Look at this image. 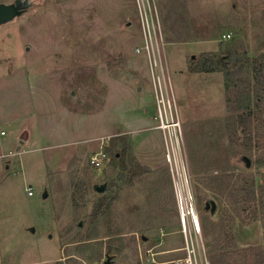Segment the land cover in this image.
<instances>
[{"label":"rangeland","instance_id":"374dc122","mask_svg":"<svg viewBox=\"0 0 264 264\" xmlns=\"http://www.w3.org/2000/svg\"><path fill=\"white\" fill-rule=\"evenodd\" d=\"M30 2L0 26V264H104L107 255L186 264L188 245L199 264H224L212 253L218 241L264 264V99L255 100L254 71L231 89L222 72H190L202 54L229 48L264 58V0ZM151 36L181 124L172 162L162 131L147 136L160 124L164 83L146 50L137 53ZM250 96V107L238 103ZM126 134L148 169L133 183L109 154L105 168L90 163ZM180 192L200 228L191 218L183 227Z\"/></svg>","mask_w":264,"mask_h":264},{"label":"trees","instance_id":"16d2710c","mask_svg":"<svg viewBox=\"0 0 264 264\" xmlns=\"http://www.w3.org/2000/svg\"><path fill=\"white\" fill-rule=\"evenodd\" d=\"M249 69H253L256 78V88L254 92L257 102L263 101L264 96V58L251 60L247 55L237 54L233 49H227L223 54L204 53L200 57L194 59L190 65L191 73H217L222 72L225 76V84L227 89H231L236 83L241 82V77L245 75ZM251 95V94H250ZM251 96L246 101H239L241 105L248 103L251 106ZM131 137L129 135H118L110 139L105 146L106 154L111 156L110 166L115 170L120 169L127 173L129 183H133L134 179L146 172L148 169L144 167L132 151ZM125 178V177H124ZM231 245L218 241L212 253L219 255L224 264H249L247 257L239 256L232 252Z\"/></svg>","mask_w":264,"mask_h":264},{"label":"built area","instance_id":"2783aa9c","mask_svg":"<svg viewBox=\"0 0 264 264\" xmlns=\"http://www.w3.org/2000/svg\"><path fill=\"white\" fill-rule=\"evenodd\" d=\"M151 18L153 19V16ZM147 23L149 24L148 20H147ZM154 31H155V29H154ZM155 34H156V32H155ZM145 44H146L145 47L143 49H138L137 53H142L143 50H146V52L151 57V59L152 60L154 59V63H155V66L157 68L158 76L163 75V82L164 83H162V80L160 79V76H159L160 80H159L158 86L156 85V88H155V97L157 100V109H158V113H159V117H160V119H159L160 124H159L158 128L163 132L164 138L166 139V142H167V139L170 140L172 151L171 152L169 151L168 160L170 162H172V158H173V160L176 158L175 144H177L179 149H180V145L182 143L181 136H180L181 133L179 131V129L181 128V124L176 119V115H175V106L176 105H175L173 98H171V95H170L169 82L165 79L164 71L162 69H161V71H159V68H158L159 65H158V61L156 58V56H157L156 52L158 51V53L160 55V49H159L157 37H156L157 49H156L155 42H154V39L152 38V36H151L150 41L146 40ZM2 134H4V132H2ZM90 163L92 166H94L96 168H105L106 165L109 163V157L106 154V152L100 151L91 157ZM181 188H182V186L179 189H181ZM181 190L183 191V189H181ZM27 193H28V196H30V197L34 196V194H35L33 188H28ZM179 195H180V198L178 199V201H179V207H180V211H181V220H182L183 227L186 230L187 229V218L192 219L194 226L199 220L195 214V210H194L193 203H192V198L190 197V200L187 199L186 197H184L183 192H180ZM188 200H189V204H188ZM196 218L198 220L197 222H196ZM195 228L198 229L196 226H195ZM187 250L189 252V257L186 260V264H199V262L195 256L194 247H193V250H190V246L188 245Z\"/></svg>","mask_w":264,"mask_h":264},{"label":"water","instance_id":"95a60500","mask_svg":"<svg viewBox=\"0 0 264 264\" xmlns=\"http://www.w3.org/2000/svg\"><path fill=\"white\" fill-rule=\"evenodd\" d=\"M32 6V3L30 0H17L15 4L11 5H5V4H0V26L9 23L13 21L15 18L25 14L30 7ZM243 161L246 162L247 167L251 166V161L247 157H243ZM95 189L103 193L107 189V185H102V186H95ZM44 197H47V193H45ZM212 206V212L214 213L216 210V205L215 203H207L206 209H210ZM34 231V230H33ZM113 262V256L107 255V259L104 262V264H112Z\"/></svg>","mask_w":264,"mask_h":264},{"label":"crops","instance_id":"0c3cea01","mask_svg":"<svg viewBox=\"0 0 264 264\" xmlns=\"http://www.w3.org/2000/svg\"><path fill=\"white\" fill-rule=\"evenodd\" d=\"M145 125L147 126V124H145ZM156 128H157V129H155L156 131H154V132H150V134L147 135L148 137L150 136L149 138H151V136L154 135V133H156L157 135H161V134L159 133V131H161V130L158 128V126H157ZM157 131H158V132H157ZM162 133H163V132H162ZM156 134H155V135H156ZM133 138H134V137H133ZM134 139H135V138H134ZM134 139H133V140H134ZM131 143H132V142H131ZM132 145H134V141H133V144H132ZM148 148H149V147H148ZM135 150H136V149H135ZM136 154H137V150H136ZM136 154H135V155H136ZM136 156H137V155H136Z\"/></svg>","mask_w":264,"mask_h":264},{"label":"bare ground","instance_id":"6f19581e","mask_svg":"<svg viewBox=\"0 0 264 264\" xmlns=\"http://www.w3.org/2000/svg\"><path fill=\"white\" fill-rule=\"evenodd\" d=\"M198 220H197V218H196V222H197ZM195 226L197 227V228H200V224H199V221L195 224Z\"/></svg>","mask_w":264,"mask_h":264}]
</instances>
